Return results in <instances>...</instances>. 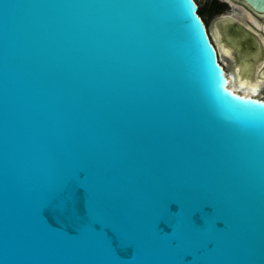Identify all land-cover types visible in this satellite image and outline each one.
<instances>
[{
	"label": "water",
	"instance_id": "1",
	"mask_svg": "<svg viewBox=\"0 0 264 264\" xmlns=\"http://www.w3.org/2000/svg\"><path fill=\"white\" fill-rule=\"evenodd\" d=\"M0 264H264V100L195 0H0Z\"/></svg>",
	"mask_w": 264,
	"mask_h": 264
},
{
	"label": "bare ground",
	"instance_id": "2",
	"mask_svg": "<svg viewBox=\"0 0 264 264\" xmlns=\"http://www.w3.org/2000/svg\"><path fill=\"white\" fill-rule=\"evenodd\" d=\"M236 14H237V12H236ZM245 17L254 19L255 23L259 27L264 29V24H261L256 19V17L254 15H252L251 13H249V15L246 14ZM230 18H232V16ZM234 19H236V18H234ZM233 24L234 23H231L227 20L226 21L222 20L221 22L218 23L217 26H215V28L212 26L213 28H211V30H210V33L212 34V38H213V41L215 44V48L217 49L219 58L221 59V61L223 63L225 75L227 77L228 87L231 88V90L236 92L237 94L244 95L245 97L246 96H249V97L255 96L258 99L264 100V91H263L264 77L260 78L259 76L258 77L256 76L257 78L255 79V76H254V78H252L250 75L246 74V72H245L246 69H244L243 65H239L238 68H236L233 65L234 66L233 68L227 69V66H228L227 59L228 58L226 57V55L229 57L231 56L232 58H234L237 61L239 60V58H238L239 56L240 57L243 56L241 54V52L238 51L236 49V47H233V45L231 44V37L232 36L234 37L235 35L241 34V32H242V31H237ZM243 52H245V51H243ZM262 58H264V57L261 56L260 60L257 62L258 65H256V66H257V71H258L257 73L258 74L261 73L264 76L263 65L260 66V62L262 61ZM243 64H245V63H243Z\"/></svg>",
	"mask_w": 264,
	"mask_h": 264
},
{
	"label": "flooded vegetation",
	"instance_id": "3",
	"mask_svg": "<svg viewBox=\"0 0 264 264\" xmlns=\"http://www.w3.org/2000/svg\"><path fill=\"white\" fill-rule=\"evenodd\" d=\"M195 2L197 3V12L201 16V18L203 19V21L205 22V24H206V26L208 28L209 34L211 35V38H212V34L210 33V29H209V26L207 24V20H205V18H204V15H205L204 12H203L204 9L202 8V6L198 2V0H195ZM212 3L213 4H216V6H218V8H220V7L221 8H225V6H226L229 9V11L227 10V12H224L223 11L222 13H220L219 18L215 21L214 28L224 18H230L231 16H232V19L236 18L234 20H237L238 22H240L245 27V30L246 31H248L249 33H251V34L254 35V38L253 39L255 41L257 39L259 40L258 43H260L259 47L261 49V55H262V57H264L263 56L264 55V29L261 28V27H259L255 23L254 19L246 18L245 17L246 14L249 15V13H251L252 15H254L256 17V19L261 24H264V10L257 9L249 0H212ZM236 12H237V14H236ZM223 21H226V20H223ZM234 27H235V25H234ZM212 40H213V38H212ZM213 44H214V41H213ZM253 46L254 45H252V48H253ZM238 58H239L238 61L235 60L234 58H232L233 60H235L234 61V66L236 68H238L239 65H243V63L246 62V60L244 59L243 56H241V57L239 56ZM219 60H220L221 64L223 65V63H222V61H221L220 58H219ZM263 62H264V58H262V62L260 63V66L263 65Z\"/></svg>",
	"mask_w": 264,
	"mask_h": 264
},
{
	"label": "rangeland",
	"instance_id": "4",
	"mask_svg": "<svg viewBox=\"0 0 264 264\" xmlns=\"http://www.w3.org/2000/svg\"><path fill=\"white\" fill-rule=\"evenodd\" d=\"M198 2L204 9L203 11L205 14L204 18L205 20H207V24L210 30L211 28L214 27L215 21L219 18L220 13H222L223 11L227 12V10L229 11V9L226 6L225 8H221V7L218 8L216 4H213L214 2L212 3V0H198ZM248 34H249L248 32H241V34L235 35L234 37L232 36L231 44L233 45V47H236V49L241 52L244 59L246 60L245 64H243L244 69H246L245 70L246 74L250 75L252 78H254L255 76V79H256L258 75H260L257 73L258 71H257L256 65H258L257 62L260 60L262 56L260 53L261 49H259L260 47L255 40L249 39L250 38L249 36L251 35H248ZM252 45H254L253 48H252ZM226 57L228 58V59L226 58L228 61L227 69L233 68L234 60L227 55ZM263 91H264V87H263Z\"/></svg>",
	"mask_w": 264,
	"mask_h": 264
}]
</instances>
